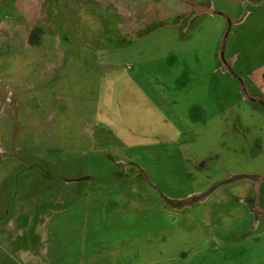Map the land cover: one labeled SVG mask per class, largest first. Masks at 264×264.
I'll use <instances>...</instances> for the list:
<instances>
[{"label": "rangeland", "instance_id": "374dc122", "mask_svg": "<svg viewBox=\"0 0 264 264\" xmlns=\"http://www.w3.org/2000/svg\"><path fill=\"white\" fill-rule=\"evenodd\" d=\"M191 1L243 19L180 0H0V264H264V220L236 200L247 181L195 198L264 169V118L219 69L236 54L243 84L264 86V0ZM194 137L203 152L171 153Z\"/></svg>", "mask_w": 264, "mask_h": 264}, {"label": "flooded vegetation", "instance_id": "af4514ba", "mask_svg": "<svg viewBox=\"0 0 264 264\" xmlns=\"http://www.w3.org/2000/svg\"><path fill=\"white\" fill-rule=\"evenodd\" d=\"M193 11V10H192ZM194 13V12H193ZM221 63H220V70L225 73L230 75L235 81H237L238 83H240V100H244L247 103H249V108L253 111L257 110L259 111V113L261 114V116L264 118V92L261 91V89L264 90V86L263 83L260 84V81L257 82L255 81L252 77H251V71H247V73L249 72V81L250 84H243V78L239 75L236 74V71L234 69L235 63L237 62V55L233 54L232 55H223L222 53L219 56ZM262 66V65H261ZM253 71V70H252ZM264 80V79H263ZM190 114L191 115H196L197 111L195 110V106H192L190 108ZM262 118V119H263ZM198 119V118H197ZM206 121V120H204ZM203 120L198 119L196 120V123L198 126H203ZM205 124V122H204ZM233 125V127L236 129V131L241 135L243 134V129L242 128H237L236 124H231ZM200 132V128L197 131V134ZM183 143H178V144H173L171 143V147H172V154H190L188 152V147L189 146H193L194 148H196L198 150V152H203L205 150V148H201L198 149L196 145H191V144H195V137L190 140L189 138L183 140ZM181 145H184V150H181ZM221 147L223 148V144H220ZM259 143L257 142V140H252L251 145L249 146L248 150H247V154H258V152H260L259 150ZM207 154H218L215 152H211V151H207ZM186 160H188L185 157ZM212 161L211 156L208 157H203L202 159L195 161L192 165V167H200V168H204L207 167ZM191 164V163H190ZM264 174V169L261 172H252V173H226L225 177H221L219 178V180H217L216 182H214L212 184V186L207 189L206 191H204L203 193H201L200 197H195L201 199V197L203 198L205 197V200L207 199V194L213 191V188L217 187V186H223L226 184H229L233 181H240V180H245L248 182V188H247V193H245L242 196H239L236 200L243 204L244 208H245V215L244 218H246V220H250L248 221L249 223L252 222V228L254 227V224L256 225L257 223L261 222L262 220H264V177L260 178V175ZM247 222V223H248ZM242 234L243 235V231H241L239 233V235ZM238 237L239 238H247L246 236H242L240 235ZM256 237L251 238V242L252 244L257 242Z\"/></svg>", "mask_w": 264, "mask_h": 264}, {"label": "water", "instance_id": "95a60500", "mask_svg": "<svg viewBox=\"0 0 264 264\" xmlns=\"http://www.w3.org/2000/svg\"><path fill=\"white\" fill-rule=\"evenodd\" d=\"M180 1L182 3L188 5L189 7H191V9L194 11V15H198V14H201V13H207V14H210V15H217V14L221 15L227 21V25L228 26L230 24H233V23H238V22H240L243 19V17H242L239 20L229 21L228 18H227V15L224 12L216 10L212 5H201V4L195 3V2H193L191 0H180ZM227 32H228V30L223 35L222 42H221L222 46L224 44ZM263 177H264V174L260 175V178H263Z\"/></svg>", "mask_w": 264, "mask_h": 264}, {"label": "crops", "instance_id": "0c3cea01", "mask_svg": "<svg viewBox=\"0 0 264 264\" xmlns=\"http://www.w3.org/2000/svg\"><path fill=\"white\" fill-rule=\"evenodd\" d=\"M29 24H30V23H29ZM32 26L34 27V25H32ZM42 26H43V25L39 24V27L42 28ZM33 27H31V26L28 25V27L26 28L25 33L23 32V33L21 34V36L23 37L24 41H27V42H26V43H27V46H28V44H29V42H28L29 32H30L31 28H33ZM44 27H47V26H44ZM1 29H2V28H1ZM3 29H5V28H3ZM3 29H2V30H3ZM0 31H1V30H0ZM58 38H59V37H57V39H56L57 41H58ZM59 40H60V38H59ZM54 45H55V43H54ZM49 61H50V60H49ZM57 63H58V61L56 60V58H54L45 70L51 72L52 70L56 69V67L59 68V67H60V64L58 65ZM40 68H41V67H40ZM42 70H44V69L42 68Z\"/></svg>", "mask_w": 264, "mask_h": 264}, {"label": "trees", "instance_id": "16d2710c", "mask_svg": "<svg viewBox=\"0 0 264 264\" xmlns=\"http://www.w3.org/2000/svg\"><path fill=\"white\" fill-rule=\"evenodd\" d=\"M39 29V27H33L32 29H31V31H30V34H29V37H28V42H31L32 40H33V38H34V36L37 34V33H35L36 32V30H38ZM33 35V36H32ZM36 37H37V35H36ZM35 37V38H36Z\"/></svg>", "mask_w": 264, "mask_h": 264}]
</instances>
